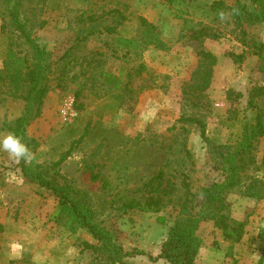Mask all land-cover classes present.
<instances>
[{
    "label": "rangeland",
    "instance_id": "1",
    "mask_svg": "<svg viewBox=\"0 0 264 264\" xmlns=\"http://www.w3.org/2000/svg\"><path fill=\"white\" fill-rule=\"evenodd\" d=\"M20 1L21 16L33 38L52 53L54 61L41 113L27 126L26 134L37 141L35 149H30L34 160L51 172L53 163L69 151L55 167L58 181L66 180L88 195L96 220L124 250L155 255L178 215L184 184L194 196L191 204L197 207L201 187L221 178L223 145L236 141L244 123L253 120L255 109L246 104L247 91L252 85H264L255 56L241 45L230 19L221 21L208 9L212 0L170 4L163 0ZM241 1L252 4V0ZM118 13L125 17L117 27L121 36H137L144 17L169 48L149 46L122 56L124 49L115 45L112 36L94 34L79 40L62 58L78 40V27L110 23ZM90 15L92 20L87 18ZM6 18L0 1V68L9 49L30 56ZM244 27L264 43V24L245 23ZM200 31L215 37L196 39ZM200 46L217 61L204 97L195 99L186 91ZM229 53H243L242 60L234 61ZM139 63L145 70L127 85V72ZM100 71H107L110 81L118 78L121 88L99 84ZM61 72L65 78H60ZM76 90L81 94L72 102ZM15 93L8 85L0 86V139L11 133L10 126L23 108ZM257 104L263 105L260 100ZM185 116L204 123V137L198 124L179 120ZM252 152L255 164L248 173L264 183V136L254 142ZM90 171L96 174L95 180L90 179ZM158 171L163 173L160 185L171 189L167 195L160 188L155 190L157 186H146ZM241 189L226 194L229 216L244 222L241 238L231 242L211 220L201 221L196 230L201 238L198 264H264V197L244 195ZM150 194L162 195L159 211L127 207L130 201ZM55 205L51 192L24 179L18 164L0 150V264L24 258L36 264H104L83 244L96 243L89 233L82 228L70 232L51 216ZM117 264L168 262L131 254Z\"/></svg>",
    "mask_w": 264,
    "mask_h": 264
},
{
    "label": "trees",
    "instance_id": "2",
    "mask_svg": "<svg viewBox=\"0 0 264 264\" xmlns=\"http://www.w3.org/2000/svg\"><path fill=\"white\" fill-rule=\"evenodd\" d=\"M5 6L6 19L17 38L28 49L30 56L16 54L13 49L6 51L0 68V86H10L15 94L23 101V108L18 116L15 117L10 126L11 133L21 138L22 143L26 144L32 151L37 146L34 137L28 136V124L37 118L41 113V107L44 98L50 89V73L52 72V53L41 43L36 41L31 33V29L21 16L20 0H0ZM166 3H186L191 0H163ZM208 9L218 17L217 13L223 10L225 13L236 14L229 16V19L238 29V40L243 47L256 58V67L260 73L264 74V43L258 37L249 33L245 23L264 24V0H252L248 5L241 0H234L233 3H226L224 0H212L208 4ZM92 20L91 15L87 17ZM125 17L118 13V18H113L110 23L95 25L88 23L78 27L76 40L67 48L63 56L69 55L79 44L80 41L94 34H105L112 36L116 46L124 49L122 56H128L131 53L138 54L143 49L154 46L156 48L167 50L169 45L154 33V25L146 18H140V33L135 37L121 36L118 31V25L122 23ZM83 20L81 22L83 23ZM94 21V20H93ZM215 37L207 34L206 31H200L196 39L200 37ZM80 40V41H79ZM79 41V42H78ZM113 52L116 50L112 48ZM198 55L197 66L193 71L192 80L188 84L187 93H191L195 99L204 97L205 90L210 86L213 67L216 64V56L200 46L196 51ZM234 61L242 60L243 53H229ZM75 58V57H71ZM61 59V57L59 58ZM75 59L78 60V57ZM84 57L80 59L83 62ZM97 66V58L95 59ZM89 63V62H88ZM94 66V67H95ZM145 70L143 63H139L132 71L127 72L128 85L135 76H140ZM107 71H100L99 84L105 86L111 84L115 89H120L118 78L110 81ZM60 78H65L64 72L60 73ZM97 80V79H96ZM93 81H95L93 79ZM109 87V86H108ZM111 89V88H110ZM126 90H131L125 87ZM105 92V91H104ZM81 91L76 90L75 98L79 97ZM117 98H122L121 94L115 93ZM240 97L241 93H237ZM260 100L263 105H258ZM247 106L255 109L254 117L251 122H245L239 138L231 144L223 145L225 151H220L219 156L222 163L219 167L221 178L201 187L199 196L200 202L197 207L191 203L193 194L189 186L185 185V197L180 204L179 212L173 223L168 227L166 235L160 241L158 252L155 255L147 254L142 250L133 249L126 251L120 244L115 243L111 232L95 218V212L91 205L88 195L79 188H76L66 180L59 182L58 170L55 169L69 154L65 152L53 163V171L43 168L34 159L31 164H25L22 160L18 164L20 172L24 179L35 183L42 188H46L56 199L55 208L51 214L56 220L63 222L64 227L70 232L79 228L89 233L95 244L84 242L87 248H91L97 253L99 259L104 264H117L122 262V258L131 254H146L151 261L163 259L168 264H198L196 256L198 254L201 238L196 234V230L201 221L211 220L215 228L220 230L223 237L231 242H237L244 230L242 220H234L229 216L226 194L228 191L238 188L242 194L256 198L264 197V183L251 177L249 169L255 164L253 155L254 142L264 136V85H252L247 91ZM79 107V105H76ZM81 106V105H80ZM181 121H190L199 125L200 135L204 137V123L194 116L180 117ZM91 180L96 179V174L89 172ZM248 178L250 181L245 182ZM163 180L162 171H158L154 177L146 183L148 187L157 186L155 190L161 189L162 193L167 195L170 188L161 186ZM245 182V183H244ZM258 185V186H257ZM161 194H150L143 200H132L127 203V207L136 208L143 211H159L163 204ZM263 238V237H262ZM264 252V247H261ZM102 256V257H101ZM17 261H23L22 264H36L24 259H10L7 264H16Z\"/></svg>",
    "mask_w": 264,
    "mask_h": 264
},
{
    "label": "clouds",
    "instance_id": "3",
    "mask_svg": "<svg viewBox=\"0 0 264 264\" xmlns=\"http://www.w3.org/2000/svg\"><path fill=\"white\" fill-rule=\"evenodd\" d=\"M234 14H236V10H233L232 13H225L223 10L217 13L221 21L226 20L229 16ZM0 150L7 153L8 158L17 164H19L21 160L25 164H31L34 159L33 152L26 144L22 143L21 138L14 133H7L0 139Z\"/></svg>",
    "mask_w": 264,
    "mask_h": 264
},
{
    "label": "built area",
    "instance_id": "4",
    "mask_svg": "<svg viewBox=\"0 0 264 264\" xmlns=\"http://www.w3.org/2000/svg\"><path fill=\"white\" fill-rule=\"evenodd\" d=\"M72 102L74 101V98H71Z\"/></svg>",
    "mask_w": 264,
    "mask_h": 264
}]
</instances>
